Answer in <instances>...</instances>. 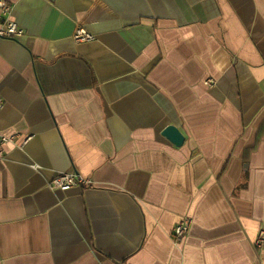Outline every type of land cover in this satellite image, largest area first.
Returning <instances> with one entry per match:
<instances>
[{
  "label": "crops",
  "instance_id": "0c3cea01",
  "mask_svg": "<svg viewBox=\"0 0 264 264\" xmlns=\"http://www.w3.org/2000/svg\"><path fill=\"white\" fill-rule=\"evenodd\" d=\"M0 1V264H264V0Z\"/></svg>",
  "mask_w": 264,
  "mask_h": 264
},
{
  "label": "built area",
  "instance_id": "2783aa9c",
  "mask_svg": "<svg viewBox=\"0 0 264 264\" xmlns=\"http://www.w3.org/2000/svg\"><path fill=\"white\" fill-rule=\"evenodd\" d=\"M24 35L23 29H21L13 20L10 18V7L3 1H0V38L1 39H13L18 40ZM94 39L93 35L87 33L85 30L79 29L74 35L76 42H89ZM207 86L212 85V81L206 82ZM4 103L0 99V111L3 109ZM12 139L0 134V151L4 144H7ZM37 168V167H36ZM92 183L88 179L80 177L75 172H67L58 174L53 180L49 181L47 186L52 191L66 192L74 187H87L91 186ZM192 221L191 219L181 220L173 229L171 237L175 243H181L185 241L189 234ZM255 247L257 249L264 248V228L261 229L255 240Z\"/></svg>",
  "mask_w": 264,
  "mask_h": 264
},
{
  "label": "water",
  "instance_id": "95a60500",
  "mask_svg": "<svg viewBox=\"0 0 264 264\" xmlns=\"http://www.w3.org/2000/svg\"><path fill=\"white\" fill-rule=\"evenodd\" d=\"M161 135L176 147H181L185 140L179 129L173 125L165 127L161 131Z\"/></svg>",
  "mask_w": 264,
  "mask_h": 264
}]
</instances>
